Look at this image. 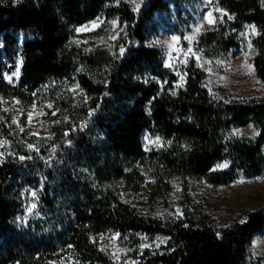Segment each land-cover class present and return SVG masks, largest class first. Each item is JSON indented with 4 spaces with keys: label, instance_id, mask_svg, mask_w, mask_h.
I'll list each match as a JSON object with an SVG mask.
<instances>
[{
    "label": "trees",
    "instance_id": "obj_1",
    "mask_svg": "<svg viewBox=\"0 0 264 264\" xmlns=\"http://www.w3.org/2000/svg\"><path fill=\"white\" fill-rule=\"evenodd\" d=\"M203 6L214 20L194 50L228 59L253 26L251 63L264 83V0H142L137 11L127 0H0V264H114L106 234L137 248L141 237L166 238L140 250L136 264H262L252 240L264 230V208L219 226L190 209L144 215L123 198L264 173V95L212 92L192 60L179 79L150 45L162 28L183 41ZM97 17L117 20L112 47L75 41L76 28ZM12 102L43 107L39 136L4 110ZM248 125L255 136L240 133ZM146 132L163 146L146 149Z\"/></svg>",
    "mask_w": 264,
    "mask_h": 264
},
{
    "label": "rangeland",
    "instance_id": "obj_2",
    "mask_svg": "<svg viewBox=\"0 0 264 264\" xmlns=\"http://www.w3.org/2000/svg\"><path fill=\"white\" fill-rule=\"evenodd\" d=\"M137 11L142 0H127ZM203 5L211 0H198ZM193 15V29L186 34L183 41L176 35L169 34L164 28L160 29L155 37H152L150 45L158 47L162 51L165 68L173 70L179 79H182L181 69L192 60L199 69L206 74L205 84L214 92L217 86L226 89L230 98L247 99V97H262L264 95V83L256 77L252 67V58L256 50L252 45L253 26H247L243 33L244 44L242 48L234 52L228 59L206 58L194 50V42L197 36L212 27L214 20L212 11L202 7ZM211 13L212 23H209ZM255 28V27H254ZM120 31L117 20L106 22L104 18L97 17L76 28L75 41L86 48L97 46L112 47L114 40ZM17 69L6 75L7 82L17 79ZM10 78V79H9ZM5 111L12 113V118L17 126L25 119L24 129L31 134L39 136L46 123L45 112L41 106H32L24 110L16 102L3 105ZM245 136H255L256 131L251 125L240 129ZM146 149H159L162 145L160 137L144 133L142 138ZM264 153V145H263ZM2 152L0 150V160ZM171 192L166 196L150 199L145 193L124 194V200L133 205L144 215L155 218L170 219L181 216L184 210H196L200 214L207 215L219 226L229 225L236 221H244L245 216L252 210L264 208V173L255 178H239L228 185L213 187L199 180H190L184 189L179 181L172 184ZM102 248L108 252L114 264H136L137 254L143 249H155L165 243L166 238L139 239L140 248L131 244V241L122 239L118 234H106L102 237ZM254 255L264 264V230L256 234L252 240Z\"/></svg>",
    "mask_w": 264,
    "mask_h": 264
},
{
    "label": "snow or ice",
    "instance_id": "obj_3",
    "mask_svg": "<svg viewBox=\"0 0 264 264\" xmlns=\"http://www.w3.org/2000/svg\"><path fill=\"white\" fill-rule=\"evenodd\" d=\"M208 15H209V17H210V19H209V23H212V20H211V13H209ZM252 30H253V32H254V31H255V28L253 27ZM9 79H10V78H9Z\"/></svg>",
    "mask_w": 264,
    "mask_h": 264
}]
</instances>
